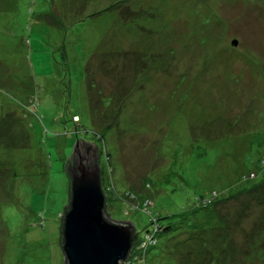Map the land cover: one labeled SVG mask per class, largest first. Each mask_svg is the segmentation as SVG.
Masks as SVG:
<instances>
[{"label":"rangeland","instance_id":"obj_1","mask_svg":"<svg viewBox=\"0 0 264 264\" xmlns=\"http://www.w3.org/2000/svg\"><path fill=\"white\" fill-rule=\"evenodd\" d=\"M72 3L54 26L65 0H0V119L12 113L30 143L2 155L17 177L0 179V264H64L65 161L93 136L85 67L112 90L123 77L119 94L138 74L127 132L105 146L107 211L142 239L128 264H264V189L239 193L264 185V0ZM134 50L143 64L128 60ZM31 94L39 118L24 108ZM73 115L89 133L63 134ZM197 208L204 213L183 217ZM202 215L228 231L189 234ZM159 221L174 232L158 236Z\"/></svg>","mask_w":264,"mask_h":264},{"label":"trees","instance_id":"obj_2","mask_svg":"<svg viewBox=\"0 0 264 264\" xmlns=\"http://www.w3.org/2000/svg\"><path fill=\"white\" fill-rule=\"evenodd\" d=\"M127 1H121V2H117L111 6H108L106 8H104V6H99L97 7L95 10L91 11L90 14H87L88 17H96V16H100L102 14L105 13H110L115 7H117L118 5L122 4V3H126ZM67 3H70L72 5V7L68 8L65 7V5ZM77 4V3H76ZM74 4L72 3V0H65V4L64 7L62 6V9L59 8V12L57 13L56 17L52 18L51 20L47 21V23H51L54 26H59L62 25L63 23L59 22L57 17H61V13L62 12H69L71 10H75V8L73 7ZM125 15L127 17V19H133V17L136 15L135 11H131L130 9H127L126 11H124V13L122 14V16ZM78 20L77 15L75 16L74 21ZM39 21H41V18L39 19ZM46 21L41 22L40 24H44ZM35 35H38L37 33H34ZM3 37L7 36V31H4V34H1ZM29 42V39H27L26 43ZM134 53L135 56L132 54ZM132 53L129 55L130 57L128 58V60L134 61L137 65L143 64L140 60V57L138 56V52L137 51H132ZM129 54V53H128ZM45 58V57H44ZM113 66V65H112ZM109 66V67H112ZM106 67V66H105ZM113 68H111L112 71ZM105 70H107V67L105 68ZM128 71V67L126 66L125 72ZM85 72L88 73L87 76V93H88V102H89V112L91 115V123H92V138L91 139H85L83 140H78L77 144L80 143V147L84 148V151H86L87 149L90 151V153L95 154L98 158V166L100 168L101 171V184H102V189L105 193L106 191V185H105V171H106V165L107 163H109L107 161L106 158V154H105V146L106 144H109L108 142H111L113 138H119V135H123V132H127V130L121 128V118L122 115L124 113V110L127 108L128 104L131 102V97L135 96L136 90L135 89H131V84L134 82L136 76L133 77L131 79L132 76H126L127 78L131 79L130 80V86L128 91L122 92V94L117 93V84L120 81V79H122L123 77L120 78L119 76V80L117 82V84L115 85L116 89H110L108 87V85H106V82L104 80H99L97 78V80H93L91 77V75L89 74V72H91V69H89V67H85ZM184 76V75H183ZM122 81H125L124 78ZM121 81V82H122ZM27 104L24 107L26 109V111H28L29 113L35 115L37 118H39V116L37 115V110L39 108V106L41 105V100L39 95L36 94H31L27 97L26 99ZM5 116H3L0 119V179L1 182L2 180L9 178L11 176L13 177H17L16 172H14V170H10L8 172H5L6 169H4L6 162V159H4L2 157L3 155V151L4 154L6 152V149H11V150H21V149H26L30 146L29 143V134L26 130H23L20 127V123H22L19 119L14 118V115H12V113H8V115H6L7 119L4 118ZM111 118L110 121H108V118ZM72 122L74 123V126L68 128L65 127L64 129V135L65 136H69V135H73L75 134L78 138V134L79 132H85V133H89L90 131H88L87 128H85L83 125H81L82 119L80 118L79 115H73L72 117ZM126 134V133H125ZM76 144V145H77ZM78 148L75 147L74 152L78 153ZM81 149V148H79ZM93 149L95 150V153H93ZM73 152V153H74ZM73 156V154L71 155ZM70 156V158H71ZM70 158L68 160L65 161V172L67 174L68 177V182H69V197H70V192H71V177L70 174L68 173V166L71 163ZM109 159V158H108ZM112 170V168H110ZM111 179V178H110ZM262 187V188H261ZM14 188V187H13ZM259 188L261 190L264 189V185L262 184H256L254 186L251 187H247V188H242L239 190L240 192H247L249 194V196L252 194V192L258 191ZM216 193V192H214ZM217 194V193H216ZM205 197L208 196H199L197 199H204ZM251 197V196H250ZM107 198V196H106ZM226 198V197H225ZM198 201V200H197ZM70 210V206H69V198H68V202L67 205L65 206L63 213L60 217V221H61V225H60V229H59V247L61 249V252L63 254L64 257V264H66V258H65V254L63 251V243H64V237H63V219H64V215L66 212H68ZM202 211V214L204 213L205 210H203V208H197V209H191L189 212H187V214L183 215V217H190V216H196V214ZM108 215V214H107ZM148 216L150 217V220L152 222V217H154L151 214H148ZM204 217V215H202ZM204 223L201 224V226L203 227H195L193 230V232H188L191 235L194 234H198L199 232H195V229H198L199 231H201L199 234H202L204 237L206 235H204L203 233H209L210 231H216L217 234H222L223 231H228L229 229V225L228 223H221V225L219 226V224H211L209 223L210 220L207 219V217H204ZM226 221V220H225ZM159 227L157 228V235L159 236L160 234H171L172 232H174V230H172L173 226L168 225L165 226L161 221H159ZM172 227V228H170ZM148 234H150L151 237H153V232L148 229L146 231ZM202 235L201 236H196L193 237L194 239H202ZM147 237V238H146ZM142 240V239H141ZM139 238V235L137 233V229L134 225V237H133V248L130 252L129 255V259L126 260V262L124 264H128L130 261V258H135L134 251L136 246L138 245V243L141 241ZM150 241L151 244L153 245V247L158 245V239L155 240H150V237L148 235L144 236L143 238V242L144 244H146V241ZM160 242V241H159ZM140 248V247H139ZM131 264V263H130Z\"/></svg>","mask_w":264,"mask_h":264},{"label":"water","instance_id":"obj_3","mask_svg":"<svg viewBox=\"0 0 264 264\" xmlns=\"http://www.w3.org/2000/svg\"><path fill=\"white\" fill-rule=\"evenodd\" d=\"M76 144L78 153L73 149L67 170L72 181L62 232L66 264H124L133 248L134 225L110 217L98 158Z\"/></svg>","mask_w":264,"mask_h":264}]
</instances>
